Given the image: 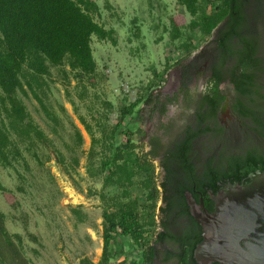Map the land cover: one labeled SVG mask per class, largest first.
Returning a JSON list of instances; mask_svg holds the SVG:
<instances>
[{
  "label": "trees",
  "instance_id": "obj_1",
  "mask_svg": "<svg viewBox=\"0 0 264 264\" xmlns=\"http://www.w3.org/2000/svg\"><path fill=\"white\" fill-rule=\"evenodd\" d=\"M177 2L192 18H196L190 23L192 31L201 29L204 36H209L218 28L216 35H220V55L213 65L209 89L203 97V101L211 107L209 116H214L225 100L220 85L230 81L236 100L261 103L259 119L256 113L244 107L237 105L235 110L241 116L252 118L256 132L264 138V60L255 57L256 48L248 39L252 29L245 25L243 13L247 5L264 6V0H206L204 8H199L198 0ZM210 5H216L212 14L207 13ZM100 13L98 4L93 0H0V115L5 116L0 120V163L4 167L13 166L21 155L18 143L32 141L33 138L45 141L44 134L33 125L19 93L27 96L29 90L37 96L35 88L40 87L44 77L51 75V68L65 64L78 79L90 78L97 71L93 37L116 45V31L107 30L95 21ZM136 31V39L139 40L143 37L141 29ZM181 37V33L176 32L172 39ZM180 63L181 60L175 65L178 67ZM228 63L232 64V68L224 72L222 68ZM171 69L167 68L161 74L154 70L157 83L151 86L147 98H140L124 108L108 137L104 129L105 141L112 143L109 150L113 152V157L103 160L93 174L98 176L107 172L101 194L104 204L103 249L98 264H112L124 256L122 248L129 241L142 253L139 263L134 261L131 264H156L159 260L161 263L197 264L194 252L203 241V228L191 214L184 194L186 190H192L195 183L202 194L196 195L197 199L203 197L204 207L212 213L214 202L208 192L217 194L224 188L218 186L219 180L245 184L250 182V175L264 172V154L251 149L245 161L239 158L230 161L229 169L216 167L212 161H207L199 174L191 160L193 142L199 136L221 133L216 127H204L201 123L203 128L188 133L182 142L169 150L161 163L165 175L160 182L154 164L155 157L160 155L157 152L138 153L137 150L145 145L142 143L139 147L136 144L135 134L125 130V122L143 102L149 104L153 101V87L161 88V84L166 82V73ZM199 118L201 122L205 121L204 117ZM137 133L142 140L145 138L142 129H138ZM121 136L126 138V142L115 147ZM79 141L83 142L81 135ZM98 143L99 140L92 136L91 158L96 156ZM88 170L91 172L90 168ZM108 188L118 190L119 194L106 196L104 191ZM134 190L141 194V199L134 197ZM140 200H144L143 205ZM73 213L83 222L80 212L74 210ZM146 228L151 232L149 238L144 237L148 232ZM22 242L21 235L10 234L6 215L0 210V264H23ZM165 246L171 249L164 251ZM124 261L121 264H125ZM81 264L94 263L83 259Z\"/></svg>",
  "mask_w": 264,
  "mask_h": 264
},
{
  "label": "rangeland",
  "instance_id": "obj_2",
  "mask_svg": "<svg viewBox=\"0 0 264 264\" xmlns=\"http://www.w3.org/2000/svg\"><path fill=\"white\" fill-rule=\"evenodd\" d=\"M93 1L101 11L95 21L107 30L116 31V45L93 37L97 71L90 78L78 79L65 64L51 68V75L35 88L37 96L29 90L27 96L19 93L45 141L33 138L18 143L21 155L13 166L4 167L0 163V210L6 215L10 234L23 238V264H81L83 259L99 263L103 249L101 194L107 172L93 174L103 160L113 157L109 150L112 143L105 141L104 129L108 137L122 110L140 98H147L151 86L157 83L154 70L161 74L172 68L161 88L153 87V92H166L171 74L177 69L175 64L210 37L204 36L201 29H190L196 18L177 0ZM198 1L199 8H204L206 0ZM215 7H207V13H214ZM137 28L143 36L139 40ZM176 32L182 37L173 40ZM139 108L126 118L125 130L135 134L133 138L141 147L143 140L138 129L150 131L153 116L145 119L142 109L137 112ZM4 118L1 114L0 120ZM92 136L99 140L94 158L90 154ZM12 139L17 140L15 136ZM125 142L126 138L121 136L115 147ZM137 152H146L145 146ZM154 164L159 177L158 163ZM104 194L112 197L119 191L108 188ZM133 195L141 199L136 190ZM140 203L143 205L144 200ZM74 210L82 214L83 222ZM146 230L144 237L149 238L150 229ZM122 249L125 255L112 264L124 260L125 264L139 263L142 253L133 242L124 243Z\"/></svg>",
  "mask_w": 264,
  "mask_h": 264
},
{
  "label": "flooded vegetation",
  "instance_id": "obj_3",
  "mask_svg": "<svg viewBox=\"0 0 264 264\" xmlns=\"http://www.w3.org/2000/svg\"><path fill=\"white\" fill-rule=\"evenodd\" d=\"M243 13L246 17L245 25L252 29V35L248 39L256 48L255 57L264 60V6L250 4L244 8ZM217 29L194 53L180 59L181 63L177 67L174 88L166 92H154L153 101L149 104L143 102L144 105L141 104L137 111L140 113L142 109L145 113V119H151L153 116L156 125H158L157 130H143L145 133L143 144L146 149L145 153L157 152L160 155L154 159V162L158 163L157 168L160 170V182L165 175L161 163L169 150L176 143L182 142L188 133L197 132L203 128L201 123L204 127H216L221 133L216 136L211 134L205 137L199 136L193 142L191 160L194 161L199 174L203 172L207 161H212V165L216 167L229 169L230 161L238 158L245 161L251 149L264 154V138L256 132L254 121L250 117L241 116L235 110L237 105L244 107L251 110L252 113H256L259 119L262 114L259 110L261 103L244 99L236 100L234 86L230 81H225L220 85L225 100L220 104L214 116H209L211 107L203 101V97L209 89V81L213 76V65L220 55V35H216ZM231 68L232 64L228 63L222 69L225 72ZM145 105L146 108H144ZM199 117H204L205 121L201 122ZM229 136L233 137V144L228 143ZM207 137L216 140L215 147L213 145L209 149L206 148L204 140ZM217 184L219 187H225L229 184V180L221 179ZM212 192L209 191L208 194L210 195ZM184 194L186 200L187 195H191L198 206H201V201L204 203L203 197L200 196L199 200L196 197V195L202 194L197 190L195 183L192 185V190H186ZM168 249L171 248L164 247V251ZM171 263L178 264L176 262Z\"/></svg>",
  "mask_w": 264,
  "mask_h": 264
},
{
  "label": "water",
  "instance_id": "obj_4",
  "mask_svg": "<svg viewBox=\"0 0 264 264\" xmlns=\"http://www.w3.org/2000/svg\"><path fill=\"white\" fill-rule=\"evenodd\" d=\"M176 78L177 69L166 91L174 88ZM157 128L153 119L151 130ZM232 138L228 137V143H234ZM204 142L208 149L216 145L212 137ZM249 179L245 184H229L217 194L212 192V213L202 201L198 206L187 195L192 215L203 228V241L194 252L197 264H264V172L252 174ZM156 264L162 263L159 260Z\"/></svg>",
  "mask_w": 264,
  "mask_h": 264
}]
</instances>
